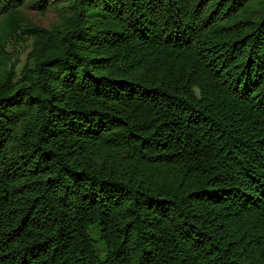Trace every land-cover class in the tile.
Masks as SVG:
<instances>
[{"label":"trees","instance_id":"1","mask_svg":"<svg viewBox=\"0 0 264 264\" xmlns=\"http://www.w3.org/2000/svg\"><path fill=\"white\" fill-rule=\"evenodd\" d=\"M0 264H264V0H0Z\"/></svg>","mask_w":264,"mask_h":264},{"label":"rangeland","instance_id":"2","mask_svg":"<svg viewBox=\"0 0 264 264\" xmlns=\"http://www.w3.org/2000/svg\"><path fill=\"white\" fill-rule=\"evenodd\" d=\"M38 12L35 11L34 12H29V15L32 17H37L38 16ZM49 14V13H48ZM41 23H45L47 24V21L51 19V15H46L45 17L41 16ZM24 49H26L24 43L22 42L21 45L16 46L14 49H12V52L15 50H20V51H24ZM89 234L91 236V239L93 240V245H94V249L97 253V255L103 259L104 258V254H105V245L103 243V241L100 238V227L99 226H90L89 228Z\"/></svg>","mask_w":264,"mask_h":264}]
</instances>
